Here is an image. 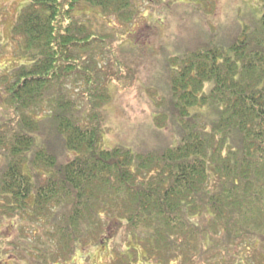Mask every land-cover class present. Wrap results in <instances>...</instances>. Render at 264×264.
I'll list each match as a JSON object with an SVG mask.
<instances>
[{
  "label": "trees",
  "instance_id": "1",
  "mask_svg": "<svg viewBox=\"0 0 264 264\" xmlns=\"http://www.w3.org/2000/svg\"><path fill=\"white\" fill-rule=\"evenodd\" d=\"M142 1L28 0L18 13L10 35L19 41L20 61L0 72L12 112L0 123V220L29 209L32 218L50 220L65 263L78 245L101 241L112 228L117 234L123 225L130 247L121 264H138L140 250L155 264H209L217 257L252 264L240 258L246 243L264 259V0L259 25L243 29L229 47L203 46L172 59L181 137L138 154L100 145L111 77L98 58L110 61L111 50L93 31L87 9L129 25ZM69 82L86 87L73 97ZM54 91L53 119L70 154L60 164L35 147L40 122L33 116L49 110ZM165 121V114L156 118L158 125ZM251 257L244 254L247 262Z\"/></svg>",
  "mask_w": 264,
  "mask_h": 264
},
{
  "label": "rangeland",
  "instance_id": "2",
  "mask_svg": "<svg viewBox=\"0 0 264 264\" xmlns=\"http://www.w3.org/2000/svg\"><path fill=\"white\" fill-rule=\"evenodd\" d=\"M27 1L0 0L2 73L10 71L20 61L17 57L20 53L19 41L10 34L18 13ZM260 1L143 0L138 3V17L129 25L113 17L103 16L105 20L95 18L92 10L85 7L93 19V31L101 35L106 47L111 50H107L110 54H105L111 57L110 61L98 58V66H102V71L106 69V74L111 77L107 81L111 98L102 107L107 131L100 145L103 148H128L138 154L176 145L181 137V126L171 100L172 59L185 56L189 51L203 46L229 47L241 36L243 29L251 31L259 25ZM85 8L82 7L77 12L82 13ZM100 48L97 47L96 50ZM69 85L66 88L67 94L73 97L86 87L83 82H69ZM54 92L48 105L49 110L33 116L40 122V131L35 133V147H44L54 153L60 164L70 154L65 146V138L57 131L53 119L56 113L54 102L59 94ZM205 108L206 106L201 109ZM190 109L194 113L196 108ZM162 114H165L166 121L163 125H158L156 118ZM11 117L12 112L4 102V93L0 87V123ZM2 132L8 134L6 129H2ZM2 149L4 151L6 147ZM3 159L0 150V174L4 167ZM29 168L26 163V173L35 184L38 183L35 172ZM43 177L41 175L39 179ZM0 204H3L2 201ZM29 213L30 209L23 215H6L0 220V264H121L122 253L128 252L130 247V237H127L123 225L117 234L116 229L112 228L101 237V241L78 245L70 262L65 263L61 261V254L57 251L50 220L45 217L36 220ZM195 220L199 224L208 222L207 218ZM48 244L51 250L47 249L46 253H50L46 255L47 260H44L46 253H42V250ZM244 254L252 255L251 262L244 259ZM143 255V250H140L138 264H155L153 261L143 260ZM53 257H57L56 262H53ZM240 258L244 263L264 262L257 249L247 248V243ZM209 264L231 263L217 257Z\"/></svg>",
  "mask_w": 264,
  "mask_h": 264
}]
</instances>
